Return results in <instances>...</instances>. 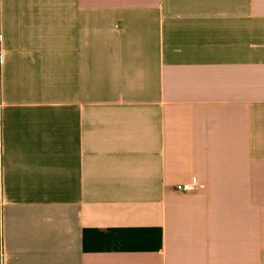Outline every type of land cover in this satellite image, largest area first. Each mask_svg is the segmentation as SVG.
I'll list each match as a JSON object with an SVG mask.
<instances>
[{
    "label": "crops",
    "instance_id": "crops-1",
    "mask_svg": "<svg viewBox=\"0 0 264 264\" xmlns=\"http://www.w3.org/2000/svg\"><path fill=\"white\" fill-rule=\"evenodd\" d=\"M0 264H264V0H0Z\"/></svg>",
    "mask_w": 264,
    "mask_h": 264
},
{
    "label": "built area",
    "instance_id": "built-area-1",
    "mask_svg": "<svg viewBox=\"0 0 264 264\" xmlns=\"http://www.w3.org/2000/svg\"><path fill=\"white\" fill-rule=\"evenodd\" d=\"M204 184L200 182H192L189 184H182V185H177L175 189L179 192H189V191H194L199 188H203Z\"/></svg>",
    "mask_w": 264,
    "mask_h": 264
}]
</instances>
